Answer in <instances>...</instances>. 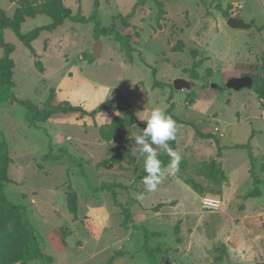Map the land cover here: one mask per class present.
I'll return each mask as SVG.
<instances>
[{
  "label": "rangeland",
  "instance_id": "rangeland-1",
  "mask_svg": "<svg viewBox=\"0 0 264 264\" xmlns=\"http://www.w3.org/2000/svg\"><path fill=\"white\" fill-rule=\"evenodd\" d=\"M62 1L74 15L94 18L102 28L114 25L125 39H96L93 23L67 20L32 43L43 63L40 73L34 55L13 31L3 32L4 42L15 47L11 55L15 87L11 99L0 105V142L7 144L12 160L4 193L24 209L44 256L52 259L29 264H151L142 248L143 231L124 228L126 214L114 204L112 194L101 189L103 184L115 185L117 200L129 206L135 226L161 233L148 243L163 250L156 254L158 264L264 262V187H259L261 197L246 198L253 188L252 175L264 182V100L252 89H225L229 80H224L225 62H240L244 52L237 49L240 44L233 42V30L217 10L220 6L229 16L253 25L249 31L258 51L250 49L256 62L249 76L264 90V0H98L99 7L96 0ZM20 2L0 0V9L12 20ZM50 23L46 16L27 19L21 33ZM99 41L101 52L93 58ZM3 54L0 47V58ZM209 60L212 68L195 70L196 88L174 90L175 79H193L194 63ZM150 67L157 70L162 88L150 86ZM213 68L216 77L210 84ZM78 72L97 84L125 89L140 119L135 118L134 125L141 130L147 115L141 112L135 81L137 91L146 96L153 92L151 108L163 109L174 99L178 104L174 115L181 120L204 133L217 126L214 135L223 148L221 156L216 158L212 140H201L190 127L178 125L175 139L168 143L179 154V164L173 166V157L154 145L164 174L157 185L161 190L147 191L141 182L147 175L143 158L133 141L137 128L122 125L110 142H104L95 127L84 125L89 123L85 115L78 116V123L59 121L66 114H58L50 124H30L28 115L46 109L52 91ZM208 87L209 94L202 92ZM198 97V107H192ZM60 103L58 98L50 106ZM200 103L210 106L208 117L200 111ZM244 110L259 119L242 121L248 115ZM248 144L253 167L248 150L242 148ZM120 147L126 159L109 162ZM70 193L77 196L76 218L68 208ZM206 199L218 201L220 208L208 211Z\"/></svg>",
  "mask_w": 264,
  "mask_h": 264
},
{
  "label": "trees",
  "instance_id": "trees-1",
  "mask_svg": "<svg viewBox=\"0 0 264 264\" xmlns=\"http://www.w3.org/2000/svg\"><path fill=\"white\" fill-rule=\"evenodd\" d=\"M13 1V0H10ZM40 0H21L19 7L17 8L14 17L12 20H9L4 12L0 9V47L4 50L3 57L0 58V105L9 101L12 97V89L15 87L13 81V70L15 68L14 60L11 55L15 51V47L12 44H6L4 42L3 32L6 29L13 31L16 38L34 55L35 57V68L37 71L42 73L44 71L43 63L41 62L37 52L32 46V43L36 41L41 33L43 32H54L60 26L64 24L65 21L70 20L75 23H93L94 24V35L96 39H99L100 36L111 37L113 36L116 40L121 42L125 37L121 36L116 30L115 26L109 28H102L100 23L95 21L94 18L87 19L82 15H74L73 11L66 7L62 0H45L41 5H37L36 2ZM217 10L221 12L222 16L227 19L229 17L228 13L225 12L220 6H217ZM37 16H46L51 20V23L46 26H41L33 31L22 34L21 27L27 19H34ZM127 38V37H126ZM127 55L130 59L131 49L128 48ZM201 66V62L197 61L194 63V71L191 77L194 80L198 79V73L195 71ZM152 69L153 76V87L162 88L163 85L157 80V70L154 67ZM254 88L252 91L261 99L264 100V90L260 89L257 85L255 79ZM55 91H52L49 97V102L47 108L33 113V115H28V120L30 124L35 123H45L51 116L58 114H81L89 116L93 120L97 114L104 110H114L121 115H124V119L116 116L114 120L109 125L98 126L95 124L100 138L104 142H110L114 137V133L125 124L129 126L134 125L135 114L128 101V99L119 93L117 96V105L115 108H111L108 103H103L96 109L88 112L83 107L74 106L70 102H62L55 107H51L50 104L54 101ZM175 104L170 99L169 107L165 111L166 114L170 115L178 125L190 127L195 136L201 140H212L216 146L217 154L216 158H219L222 153V147L220 146L219 139L211 134L204 133L196 125L189 122L181 121L176 115H174ZM243 149L248 150L250 164L253 167V157L251 153V147L248 144ZM126 159V152L123 147H120L116 150L114 155L110 158L109 162L112 163H121ZM12 160L9 156L8 146L5 142H0V264H29L36 260L41 263L47 261L51 263L52 259L46 258L40 247L39 238L36 231L32 227L30 221L25 215V211L21 206H17L14 203L10 202L5 193L4 187L8 183V169ZM216 164V161H211V167L213 168ZM252 175V173H251ZM253 179V188L246 194V198H259L262 196V190L260 186L264 187V182L252 175ZM114 184H103L101 189L108 191L112 194L114 204L121 208L126 216L124 220V228H133L136 230L143 231V251L146 253V256L151 264H158L156 260V254H162L163 250L161 247L156 249L151 248L148 243L151 238L158 239L161 237L159 232H150L143 226H135L132 223L131 211L129 206H124L119 204L117 200V193L114 190ZM76 194L70 193L68 195V208L71 214L76 218L77 214V205H76ZM107 264H112L109 261ZM257 264H264L260 262Z\"/></svg>",
  "mask_w": 264,
  "mask_h": 264
},
{
  "label": "crops",
  "instance_id": "crops-1",
  "mask_svg": "<svg viewBox=\"0 0 264 264\" xmlns=\"http://www.w3.org/2000/svg\"><path fill=\"white\" fill-rule=\"evenodd\" d=\"M225 26L227 27V25H225ZM233 32L234 33L232 36V40H233V42H239L238 44H240V45H238L237 49L239 50L241 48L242 51L244 52V54L241 57L240 62H233V63L225 62V67H224L225 78H224V80L231 79L234 77H241V76H245V75H250V73L253 71V69L255 67V62H256L255 51L257 52L258 50L256 49L257 47L255 45L256 44L255 41L251 38L250 31L249 30H233ZM251 47H252V49L254 48L255 51H253L254 50L253 49L252 52L250 53ZM208 57H210V55ZM201 66L202 67L204 66L203 68H212L211 60L205 62ZM222 68H223V65H222ZM222 68H221V70H222ZM212 70L214 71V68ZM215 77H216V72L214 71L213 77H211L210 81H209L210 84H211V81L213 80V78H215ZM159 82L161 84H163L162 81H159ZM152 85H153V83L150 86H152ZM133 89L136 93L135 95L137 96V100L139 102H141L140 105H142L144 108V110H142L141 112L145 115H148L152 109L150 107V101L152 100L151 94H153V92L149 93L150 95L146 96V94H144L143 92L137 91L136 81L134 83ZM157 91H159V89L155 90L154 93H156ZM211 91L212 90L209 87L208 88H202V92H204L205 94H209V92H211ZM74 92L76 93L75 97L72 95ZM119 93L123 94V96H125L128 99V101H129V103H130V105H131V107L135 113V116H136L135 118L137 120H140L138 118L134 102H133L132 98L129 96V94L126 92L125 89L123 90V88H113V87H107V86L97 84V83L93 82L91 79L81 76L79 74V72L77 73L76 77L66 78L60 82V84L56 87V90H55L54 102L58 98H60V100L62 102L66 101V102H70L74 106H80V107L82 106L86 111L90 112V111L96 109L97 107H99L100 105H102L103 103H108L111 108H115L117 105V96ZM142 96H144V98ZM173 100H172V102H174ZM199 102H200V99L198 97V99L196 98L194 100V102L191 106L193 107L195 105L198 107ZM174 104H175V109H176L178 104L176 102H174ZM191 106H189L187 108H190ZM199 106H200L199 109H200V111H202L203 115L205 117H208L210 106L207 105L206 103H200ZM168 107H169V104H166L162 110L165 112L168 109ZM175 109H174V111H175ZM244 113H246L245 110H244L243 114ZM246 114H248V115L245 116L242 119V121H247V120L252 121L255 119H259V117L255 114H251V113L249 114V112H247ZM79 115H81V114H77V113L76 114H66L62 118L58 117V120L59 121L63 120L65 123L66 122L78 123V122H80V120L78 119ZM117 115H118V113L115 112L114 110H104V111H102L96 115L95 120H93L89 116H86V118H88V120H89V123L87 121H85L87 123H84V125H86L89 128L95 127V124H97L98 126L109 125V124H111V122L114 120V118ZM55 116H57V115L51 116L50 119L47 121V124H50L51 119ZM181 121H183V120H181ZM183 122H186V121H183ZM215 128H217V126ZM214 129H213V131L210 130V132H208V133H211L214 135L215 134ZM158 190L160 191L161 188L156 187L155 191H158ZM252 199H254V198H252Z\"/></svg>",
  "mask_w": 264,
  "mask_h": 264
},
{
  "label": "clouds",
  "instance_id": "clouds-1",
  "mask_svg": "<svg viewBox=\"0 0 264 264\" xmlns=\"http://www.w3.org/2000/svg\"><path fill=\"white\" fill-rule=\"evenodd\" d=\"M143 122L145 127L142 130L132 125L138 129L133 137L134 147L143 158L144 171L147 173L141 178V182L147 191H155L164 170L160 159H158L156 148L153 146H158L168 152L173 157V166L178 165L180 156L170 149L168 143L176 137L177 124L170 115L159 107H153Z\"/></svg>",
  "mask_w": 264,
  "mask_h": 264
},
{
  "label": "water",
  "instance_id": "water-1",
  "mask_svg": "<svg viewBox=\"0 0 264 264\" xmlns=\"http://www.w3.org/2000/svg\"><path fill=\"white\" fill-rule=\"evenodd\" d=\"M95 6L99 7V1L96 0ZM226 25L231 30H249L253 27L251 23L246 22L243 18L236 16H229L226 20ZM102 49V44L99 41L97 47L94 51V57L97 58ZM197 87V82L193 79H187L185 77H179L174 80L173 88L175 91H191ZM213 87H217L214 86ZM254 88V80L251 76L245 75L241 77H234L227 81L225 85V89L240 91L242 89H253ZM166 264H169L166 262Z\"/></svg>",
  "mask_w": 264,
  "mask_h": 264
},
{
  "label": "built area",
  "instance_id": "built-area-1",
  "mask_svg": "<svg viewBox=\"0 0 264 264\" xmlns=\"http://www.w3.org/2000/svg\"><path fill=\"white\" fill-rule=\"evenodd\" d=\"M204 208L211 212L217 211L220 208L219 202L214 199H206L204 201Z\"/></svg>",
  "mask_w": 264,
  "mask_h": 264
}]
</instances>
